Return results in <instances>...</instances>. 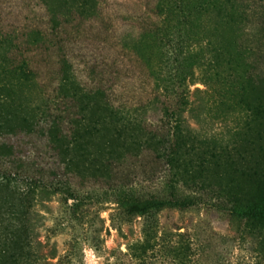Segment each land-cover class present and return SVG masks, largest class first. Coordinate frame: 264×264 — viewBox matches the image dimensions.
<instances>
[{"label": "trees", "instance_id": "obj_1", "mask_svg": "<svg viewBox=\"0 0 264 264\" xmlns=\"http://www.w3.org/2000/svg\"><path fill=\"white\" fill-rule=\"evenodd\" d=\"M43 1L52 30L60 25L59 12L71 17L94 13L91 0ZM148 13L151 23L127 35L122 46L153 80L149 108L160 117L149 125L115 106L94 73L90 83H83L66 56L56 61L48 89L39 90L37 68L21 48L27 44L49 50L52 42L40 29L26 33L23 41L0 33V264H34L27 247L36 197L45 191L65 195L75 214L92 198L88 192L82 195L79 177L96 166H120L121 155L111 152L109 137L120 138L127 129L142 131L131 143L152 153L170 172L164 186L152 193L139 194L116 183L110 193L93 197L96 204L101 195L112 196L108 200L126 222L143 217V237L129 246L131 256L148 257L160 211L186 210L206 200L197 190L181 191L176 176L217 166L231 151L217 136L200 135L185 123L189 86L196 80L213 84V89L219 85L220 97L243 101L253 63L264 60V0H153ZM185 184L202 188L192 179ZM227 209L247 224L264 220V202L248 207L232 201ZM164 246L170 263L189 260L187 243Z\"/></svg>", "mask_w": 264, "mask_h": 264}, {"label": "rangeland", "instance_id": "obj_2", "mask_svg": "<svg viewBox=\"0 0 264 264\" xmlns=\"http://www.w3.org/2000/svg\"><path fill=\"white\" fill-rule=\"evenodd\" d=\"M91 3L94 13L89 16L71 17L59 12L60 25L52 30L51 15L43 0H0V33L23 41L26 33L40 29L48 44L52 42L49 50L27 44L21 48L37 68L39 90L48 89L56 61L66 56L83 83H90L94 73L115 106L141 123H155L160 114L149 108L154 98L153 80L147 68L122 46L127 35L151 23L148 8L153 0ZM201 73L197 69L196 74ZM212 86L200 80L189 86L191 103L183 113L185 123L200 135L217 136L229 147L231 157L223 156L217 166L211 164L176 176L181 191L197 190L206 200L186 210L160 211L147 258H135L129 249L143 237V217L124 221L116 203L108 200L112 198L109 194L101 195L100 202L93 204L94 196L110 193V186L116 183L147 194L161 189L168 180L169 170L153 160L152 153L141 152L131 143L143 132L127 129L120 138L109 137L111 152L121 155L120 166H96L79 177L82 195L88 192L92 198L75 214L69 207L72 199L65 195L45 191L36 197L27 247L30 260L34 264H173L164 246L168 242L173 247L189 245L185 264H264V220L247 224L227 209L232 201L248 207L264 202V60L253 63L243 101L220 97L219 85L216 89ZM200 102L205 105L202 109ZM245 124L247 127L241 129ZM47 160L46 155L42 162ZM187 179L202 188L188 187Z\"/></svg>", "mask_w": 264, "mask_h": 264}]
</instances>
